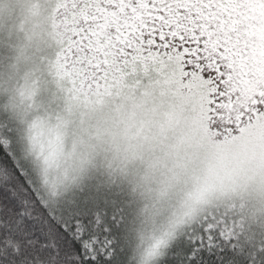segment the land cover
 Instances as JSON below:
<instances>
[{
  "label": "snow or ice",
  "instance_id": "6c2138e0",
  "mask_svg": "<svg viewBox=\"0 0 264 264\" xmlns=\"http://www.w3.org/2000/svg\"><path fill=\"white\" fill-rule=\"evenodd\" d=\"M10 8L0 0V14ZM28 8L46 41L39 58L27 45L0 56L6 183L26 172L53 203L89 180L126 190L136 264H155L176 229L216 200L264 203V0Z\"/></svg>",
  "mask_w": 264,
  "mask_h": 264
},
{
  "label": "trees",
  "instance_id": "16d2710c",
  "mask_svg": "<svg viewBox=\"0 0 264 264\" xmlns=\"http://www.w3.org/2000/svg\"><path fill=\"white\" fill-rule=\"evenodd\" d=\"M29 2L36 0L25 1L21 15L9 16L13 20L0 14V56H14L23 45L29 57L43 54L39 42L45 34ZM7 29L12 31L3 33ZM22 175L15 186L0 178V256L11 264H16L13 257H22L21 264H42L41 256L53 261L59 256L64 264H136L131 233L136 206L126 190L89 180L53 203L26 172ZM163 216L158 224L167 223L160 222ZM155 264H264V203L246 199L242 208L224 198L206 205L176 229Z\"/></svg>",
  "mask_w": 264,
  "mask_h": 264
},
{
  "label": "rangeland",
  "instance_id": "374dc122",
  "mask_svg": "<svg viewBox=\"0 0 264 264\" xmlns=\"http://www.w3.org/2000/svg\"><path fill=\"white\" fill-rule=\"evenodd\" d=\"M25 1H27V0H9V3L11 4V8L9 9V10H7V11H5L4 13H2L1 14V17H5V18H7L8 20H13L14 18H12V17H9L11 14H16V16L17 15H21V13H22V8H23V4H24V2ZM29 3H31V2H29ZM13 9H15L14 11H12V12H10L9 13V11L10 10H13ZM21 10V11H20ZM26 10H27V12H28V9H24V11H25V13H26ZM12 25L13 26H15L16 27V21H14V22H12ZM12 30L11 29H7L5 32H3V33H6V32H11ZM45 41H46V36L44 35L43 36V39L39 42V47H40V49H42V47H44L45 48ZM22 61H20V63H21ZM22 65H23V67H26L27 66V62L26 61H24V63H22ZM162 221V223H165V222H167V214L166 213H164V216L162 217V218H160V222Z\"/></svg>",
  "mask_w": 264,
  "mask_h": 264
}]
</instances>
